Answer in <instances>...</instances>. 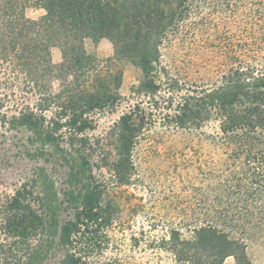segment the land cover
Masks as SVG:
<instances>
[{
  "label": "trees",
  "instance_id": "obj_1",
  "mask_svg": "<svg viewBox=\"0 0 264 264\" xmlns=\"http://www.w3.org/2000/svg\"><path fill=\"white\" fill-rule=\"evenodd\" d=\"M204 9L224 13L233 30L221 34L213 75L182 80L162 66L161 49L187 22L196 20L202 34L216 27L217 18H201ZM29 10L41 14L33 19ZM86 40H107L109 61L131 63L142 76L131 89L140 101L108 132L112 160L87 133L95 114L120 105L122 73L99 70ZM0 110H14L0 112V127L24 136L26 157L63 170L59 188L37 166L12 193H0V264H86L75 245L100 238L112 221L96 171L106 168L115 184L127 185L134 147L156 122L199 134L220 155L213 172L224 178L225 228L198 224L190 238L172 230L175 263L252 264L234 229L264 235V0H0Z\"/></svg>",
  "mask_w": 264,
  "mask_h": 264
},
{
  "label": "rangeland",
  "instance_id": "obj_2",
  "mask_svg": "<svg viewBox=\"0 0 264 264\" xmlns=\"http://www.w3.org/2000/svg\"><path fill=\"white\" fill-rule=\"evenodd\" d=\"M210 11L204 9L201 18L207 24L217 18L216 27L211 25V30L202 34L196 31V20L187 22L170 34L162 46V66L182 80L187 76L193 78V74L210 76L217 70L219 48L223 42L221 34L232 33L233 27L224 21V13ZM40 14L39 10L27 12L33 19ZM237 16L239 18L240 14L232 17V24ZM84 48L99 62V70L122 73L120 105L111 112L95 114L92 117L94 129L87 133L89 140L98 144L101 152L112 160L108 132L129 106L140 101L131 89L138 85L142 76L138 67L131 63L109 61L113 50L107 40L97 44L86 40ZM60 59L59 49L54 48L52 62L58 64ZM53 87H57L55 81ZM0 112L10 115L14 110ZM4 130L5 137L0 136V193H12L37 166H44L59 188L62 168L29 159L22 151L24 136L0 127V131ZM218 157L215 148L205 143L199 134L173 132L154 123L134 147L132 175L127 185L115 184L106 168L96 171L98 181L104 187L103 199L112 207V221L102 234L99 233L100 238L75 245L76 252L83 254L86 264H176L167 249L172 230H178L182 238H190L192 227L198 224L211 221L219 228H225L219 205L220 197H225L222 194L225 188L221 187L224 178L213 172ZM226 226L230 228L228 224ZM234 230L236 236L246 241L251 263L264 264V235L249 229L243 232L235 227ZM57 257H52V263ZM223 264L236 263L233 258H227Z\"/></svg>",
  "mask_w": 264,
  "mask_h": 264
}]
</instances>
